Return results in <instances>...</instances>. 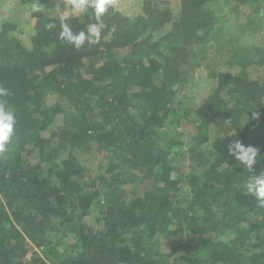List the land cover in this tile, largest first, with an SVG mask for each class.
I'll use <instances>...</instances> for the list:
<instances>
[{"label": "trees", "instance_id": "1", "mask_svg": "<svg viewBox=\"0 0 264 264\" xmlns=\"http://www.w3.org/2000/svg\"><path fill=\"white\" fill-rule=\"evenodd\" d=\"M210 1L181 0L171 16L144 0L142 26L167 34L154 47L115 37L73 48L60 38L62 25L86 29L96 22L91 7L83 22L32 12L38 21L29 47L0 30V86L9 89L4 99L16 117L8 151L0 154V264H264V207L242 187L254 173L227 148L235 139L257 147L253 169H264V48L252 43L239 51L242 43L232 38L226 63L238 72L219 71L199 105L169 104L187 82L181 66L190 54L204 55L220 40L205 8ZM236 1L260 11L258 0ZM24 2L32 11L34 0ZM50 23L55 27L46 28ZM246 63L263 66L259 76L247 77ZM217 118L233 132L198 153L185 149L204 145ZM93 145L100 158L91 180L72 152ZM62 152L67 156L57 162ZM128 168L148 179L140 196L121 189ZM96 212L97 228L85 222ZM57 233H73L78 249L47 262ZM45 246L41 258L37 251Z\"/></svg>", "mask_w": 264, "mask_h": 264}, {"label": "rangeland", "instance_id": "2", "mask_svg": "<svg viewBox=\"0 0 264 264\" xmlns=\"http://www.w3.org/2000/svg\"><path fill=\"white\" fill-rule=\"evenodd\" d=\"M152 5H157L160 10H167L171 16H176L180 7L181 0H151ZM257 1V0H255ZM39 2L42 7L43 20H49L51 18H66L77 17L81 22L84 21L85 11L79 12L73 8L71 0H34V3ZM261 4L259 13H253L251 11V4L241 3L236 0H212L205 5V8L211 12L215 21L216 28L220 30V40L217 42L212 41L213 45L204 55H199L196 52L190 54L189 62L181 66L183 73L187 76L186 84L178 89L174 96L171 98L169 104L171 106H177L179 102L183 100H191L196 105L201 104L204 99L213 91L218 82V72L221 70L231 69L232 73H237L239 68L237 66H229L226 62L232 52L229 50L233 47L228 43L232 38L237 39L242 43L237 50H248L255 46L252 43H258L261 48H264V0H258ZM24 0H0V30H4V36H10L17 38L20 43L29 47L31 45V37L35 32V24L38 18L33 15V11L26 7ZM33 4V3H32ZM144 0H115V4L110 6L109 9L103 14L102 22L104 27L101 29L102 38L99 43L106 42L112 38H119L121 41L127 38H134L136 41H142L141 47H154V42L162 40L167 36L165 32L158 31L156 28L150 29V27H143L144 21L141 17L144 12ZM90 19L92 17H89ZM93 18L95 15L93 12ZM254 20V24L251 25L250 19ZM126 20L131 21L126 25ZM96 20V19H95ZM147 20V19H146ZM85 21L87 19L85 18ZM134 21H139L138 26H133ZM96 23L92 22L89 25ZM173 22L166 23L167 30L169 31ZM87 25V27L89 26ZM146 26V25H145ZM255 29V30H254ZM81 29L73 32L74 34ZM201 31H199L200 33ZM247 32V33H246ZM253 32V33H251ZM252 34V35H251ZM3 35V34H2ZM245 36V40H243ZM251 37V38H249ZM228 41V42H227ZM227 42V43H226ZM226 43V47H222L220 44ZM86 42L78 50H83L88 47ZM222 44V45H223ZM262 44V45H260ZM71 46L75 48L72 44ZM77 49V48H76ZM160 51L166 52L164 44H161ZM235 50V49H234ZM203 56V57H201ZM256 64L246 63L243 69V73L250 78H256L259 76L260 68ZM161 75L158 74L156 79H160ZM55 98H60L59 95L53 94ZM71 112H75L72 106H68ZM233 132L228 124V121L224 118H217L214 120L208 130L207 142L198 146H187L185 149H192L198 153L202 148H207L219 137ZM72 154L78 159V161L87 168V172L92 180L98 174V165L100 158V151L96 145H93L89 150L75 149ZM67 156V152L60 153V157H56V161H60ZM184 161L185 168H187L188 159ZM126 183L121 187L122 190H127V196L129 198L134 196H140L144 192L148 179L146 176L131 168L123 170ZM186 191V190H184ZM188 195L183 194V199L187 200ZM5 202L4 198H1ZM103 199V198H102ZM186 202V201H185ZM100 213L96 212L94 215H88L85 217V222L91 224L97 228L100 226ZM52 239L59 238L53 252L44 254L46 250H49L47 246L38 249V256L45 257L47 262L60 261L64 255L75 252L78 249L77 237L73 233H61L52 234ZM157 239V238H156ZM156 242L161 244V240L157 239ZM163 243V242H162ZM170 264V263H168Z\"/></svg>", "mask_w": 264, "mask_h": 264}, {"label": "clouds", "instance_id": "3", "mask_svg": "<svg viewBox=\"0 0 264 264\" xmlns=\"http://www.w3.org/2000/svg\"><path fill=\"white\" fill-rule=\"evenodd\" d=\"M73 8L76 11L83 12L87 7L94 9L96 23L87 27L86 32L80 31L74 34L69 26L65 23L62 25L60 38L72 44L75 48H81L86 42L98 44L102 38L101 29L104 27L102 22L103 14L109 9L110 6L115 4V0H71ZM39 2L32 4V11H42ZM55 27L54 24H47L46 28L51 29ZM9 89L0 86V154L8 151V145L14 136V127L16 124V117L13 110L8 106L5 97L9 96ZM259 117V113L252 112V118ZM234 134L233 136H235ZM228 153L236 161H238L249 173L248 179L243 183L242 187L244 193L252 194L258 206L264 207V169L256 173L253 166L257 163L259 149L252 145H245L241 140L235 139L231 141L228 146Z\"/></svg>", "mask_w": 264, "mask_h": 264}]
</instances>
